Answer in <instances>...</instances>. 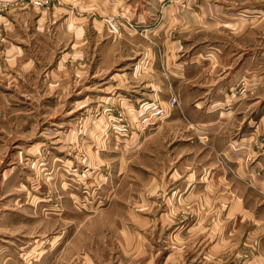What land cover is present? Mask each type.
<instances>
[{
	"label": "rangeland",
	"instance_id": "obj_1",
	"mask_svg": "<svg viewBox=\"0 0 264 264\" xmlns=\"http://www.w3.org/2000/svg\"><path fill=\"white\" fill-rule=\"evenodd\" d=\"M191 1L163 0L154 22L141 27L78 0L61 6L74 17L68 24L54 13L61 0H0L2 16L28 9L8 14L24 45L20 66L6 68L0 58V264H256L249 248L260 240H248L250 230L235 236L250 214L235 205L233 151L240 147H222L240 141L250 112L264 102V60L251 65L249 57L264 50V16L241 33L173 26L168 36L183 41L176 54L186 66L203 42L233 49L172 82L152 30L167 5L187 10ZM235 1L264 9V0ZM128 29L135 39L126 38ZM153 52L157 66L144 73ZM243 72L246 78L225 89ZM201 101L202 110L218 103L208 112L217 121H193L191 106ZM254 146L248 160L255 164L264 158L262 139ZM248 194L245 209L257 215L250 207L256 193Z\"/></svg>",
	"mask_w": 264,
	"mask_h": 264
},
{
	"label": "crops",
	"instance_id": "obj_2",
	"mask_svg": "<svg viewBox=\"0 0 264 264\" xmlns=\"http://www.w3.org/2000/svg\"><path fill=\"white\" fill-rule=\"evenodd\" d=\"M70 0H61V5L58 7L59 10L56 8L55 12L56 14H64L67 18V24L69 21H71L74 17L69 14L70 12L68 10L65 11V9H62L61 6H64L65 4L69 3ZM80 2L81 6H84V9H91L94 10L97 14L100 15H116L117 17H122L124 19H127L128 21H134L138 26H148L154 22L156 19L155 16L158 15V12L160 11L161 5L163 0H78ZM165 1V0H164ZM225 1V2H224ZM212 0L213 3H211L210 0H202L201 2H197L195 0L191 1V5L188 7L187 10H179L177 8H174L173 5H167L165 8V19L162 23L161 27L159 29L152 30V34L155 36V42L157 44H161L164 49V53L167 55L166 60L162 61L167 63V68L170 70L171 74V81H179L181 77L185 78L186 80L194 76L196 73L201 72V65L205 63H211L215 61H219L221 58L226 57L229 55L231 50L233 49L231 46L225 45L223 42H216V41H209V42H203L202 45H198L195 47L192 51L193 56L191 57L193 59V64L191 66H186L184 62L179 63L178 62V54H176V51L178 49L179 44L182 45L183 41H172L170 37L168 36L169 31H172L173 26H176L178 24L188 25V28L185 29V33H189L190 31H193L195 29L191 28H197L196 30L204 31V33H211L212 31L216 29H225V30H232L236 33H241L242 31L249 29L250 25H253L256 21H258L257 18L264 16V9L256 10L255 7L248 6V4L242 5V2L240 1H230V0ZM25 4V3H24ZM79 6V5H78ZM82 9V8H80ZM18 10H28L26 8H18L14 10H10V12H6L5 15L2 16L0 14V58L5 56L8 60V65H6V68H12L13 65H19L20 66V60L25 55L24 51V45L19 44L16 40V27L17 24L14 22V20L10 21V16L8 14H12L13 12H16ZM63 10V11H61ZM92 11V12H94ZM21 13L19 12L18 16ZM261 15V16H260ZM152 16L154 18H152ZM74 20V19H73ZM94 25H97L99 28V25H102L101 22L98 21V19H95ZM262 30L264 29V25L261 26ZM68 30L70 32H75L76 35L78 34V27H74L71 23L68 25ZM218 30V31H219ZM64 33V35L67 34V28L62 29L61 31ZM124 35L128 39H135L136 34L132 32L131 30H126L124 32ZM242 35V34H234ZM229 40V39H228ZM211 49L213 51H210V55L213 56L210 59L204 60V56L208 54V50ZM195 54V55H194ZM151 60L150 67L147 69H143L144 73L152 72V70H155V66H157V58L159 57L155 52L149 53L148 56ZM249 57L252 58L251 65L258 61V60H264V50L258 52H254L253 55H249ZM164 58V56H163ZM201 58V59H197ZM165 59V58H164ZM196 59V61L194 60ZM216 59V60H215ZM144 62V61H143ZM143 62L141 64H143ZM11 63V64H10ZM27 68L29 67V63L25 65ZM33 66V65H32ZM141 68V65H140ZM139 68V69H140ZM0 69H1V63H0ZM260 66H257L253 71H248L249 73H252V76L256 74V76H259V70ZM140 71V70H139ZM140 73V72H139ZM126 73H123L125 75ZM137 74V73H136ZM122 75V76H123ZM263 76V74H260ZM247 74L243 72L241 76H237L235 79L231 81H227L224 83V86H226L225 89H228L231 86L236 85V81H239L240 79L246 78ZM251 76V77H252ZM228 87V88H227ZM257 87V86H256ZM255 86H253L250 91L251 94L254 92V90L258 91V89ZM223 91V90H222ZM226 92V91H225ZM224 94V91L221 93ZM221 94L215 93V98L217 99L221 97ZM161 95V93H157V96ZM241 98L240 102H244ZM221 102L226 105H230L231 99L226 97H221ZM263 101V100H262ZM261 101V102H262ZM128 104L127 102H122ZM218 104L217 102L209 101L207 103L208 108L207 110L203 107L206 106V103L204 101H201L199 103H195L193 107V110L197 112V115H191L189 116L193 119L194 122H200L203 124H212L213 122L217 121L214 119V117H211L208 112L215 111V105ZM239 106L243 107V103H239ZM260 104V102H259ZM234 105L237 107L236 103ZM241 107V108H242ZM125 109H128L126 107ZM252 110L249 114L250 119L247 122L244 129H242V137L240 141L238 142L236 140L228 141V144H224L222 148H224L227 151H233L231 146L239 145L240 152H234V155L236 157V161L239 162L238 167L235 169V178L233 181L235 182V205L236 210L238 211H246L250 214H244L243 222H241L240 226L235 231V236L238 234H243L247 230H250L247 234L248 240H260L259 243L256 245L251 244L252 246L249 248L251 254L253 255V260L256 259V264H264V261L262 260L264 256V158H258L256 160L255 164L253 161L249 162L248 158L252 154V151L255 152V149H257V146H254V141L256 139H262L263 145H264V102L260 105V108L258 110ZM261 109V110H260ZM184 111L188 112V109H184ZM126 114V112H124ZM202 113V114H200ZM222 113V117L224 119L231 118L230 113L226 112H220ZM188 114V113H187ZM176 120V119H175ZM173 120V121H175ZM228 123H231V120H227ZM227 123V124H228ZM229 125V124H228ZM262 149V148H261ZM264 151V149H262ZM262 153H259L258 150H256V157ZM229 177L225 179V183H229ZM189 186V185H188ZM190 186H194L190 184ZM251 193L253 196L256 193V203L253 200V203L250 205V207H257L256 209L257 215L253 214L248 209H245V206H248L249 201V194ZM257 216V217H256ZM249 219L250 223L247 221ZM244 231V232H243ZM243 232V233H239ZM263 240V242H262ZM262 249V250H261ZM258 251V252H257ZM256 255H259V257H256ZM254 263V262H253ZM252 263V264H253Z\"/></svg>",
	"mask_w": 264,
	"mask_h": 264
}]
</instances>
